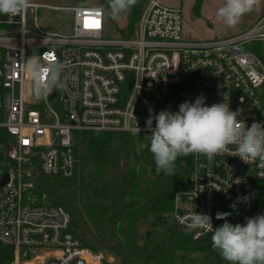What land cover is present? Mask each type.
I'll list each match as a JSON object with an SVG mask.
<instances>
[{"label": "built area", "instance_id": "obj_1", "mask_svg": "<svg viewBox=\"0 0 264 264\" xmlns=\"http://www.w3.org/2000/svg\"><path fill=\"white\" fill-rule=\"evenodd\" d=\"M101 8L63 7L74 18L68 35L28 28V9L11 22L0 14V244L14 250L5 264H104L102 252L69 230L70 213L36 191L38 172L74 173L77 132L130 133L150 145V110L175 112L198 96L209 106L229 102L231 110L243 109L239 119L249 127L264 123V61L254 52V43L264 41V16L229 36L191 38L181 8L148 0L134 33L123 37L106 34ZM30 57L64 65L63 86L52 97L35 95L25 70ZM181 157L188 166L171 217L195 239L211 232L191 229V214L210 215L215 228L222 200L235 204L234 224L264 214L245 210L257 199L254 179L264 180V161L246 164L228 153L211 162L198 154Z\"/></svg>", "mask_w": 264, "mask_h": 264}, {"label": "trees", "instance_id": "obj_2", "mask_svg": "<svg viewBox=\"0 0 264 264\" xmlns=\"http://www.w3.org/2000/svg\"><path fill=\"white\" fill-rule=\"evenodd\" d=\"M147 1L137 0L126 26H115L118 35L134 33ZM100 2L99 6L108 7V0ZM202 2L196 0V10ZM254 52L264 61V41L254 43ZM74 150V173L64 177L38 172L36 191L70 213L69 230L85 246L102 252L104 264H175L181 250L199 252L200 264H214L213 254L218 251L212 248V232L195 239L171 217L188 161L179 157L173 175L158 173L141 137L114 131L77 132ZM254 190L257 199L245 210L264 212V180L254 179ZM217 212L231 213L227 220L234 224L235 213L223 200ZM224 222L216 219V227ZM13 256L11 246L0 244V264Z\"/></svg>", "mask_w": 264, "mask_h": 264}, {"label": "clouds", "instance_id": "obj_3", "mask_svg": "<svg viewBox=\"0 0 264 264\" xmlns=\"http://www.w3.org/2000/svg\"><path fill=\"white\" fill-rule=\"evenodd\" d=\"M136 3L137 0H108L111 17L119 19ZM259 3L260 0H224L216 14L228 27L234 28ZM31 6V0H0V14L8 16L11 22L12 17L22 15ZM99 11L103 14L104 10ZM63 68L62 63L44 64L36 57L25 62L37 97L47 98L54 89L63 86ZM205 100L204 96H198L194 102L185 101L175 112L161 110L154 114L150 110L146 125L151 135L147 138L158 173L173 175L176 160L191 154L203 155L209 162L225 153L238 156L246 164L257 159L264 161V123L253 122L249 127L245 120L239 119L243 109L233 111L229 102L209 106ZM229 146H234V150ZM243 199L247 201L248 197ZM230 207L235 208V204ZM230 215L217 212L216 219L225 222L214 228L210 215L194 212L189 227L212 232L213 250L229 264H264V214L248 217L243 224L228 222Z\"/></svg>", "mask_w": 264, "mask_h": 264}, {"label": "rangeland", "instance_id": "obj_4", "mask_svg": "<svg viewBox=\"0 0 264 264\" xmlns=\"http://www.w3.org/2000/svg\"><path fill=\"white\" fill-rule=\"evenodd\" d=\"M162 2L171 7L175 6L174 4H177L176 6L179 4V0H166ZM195 2L196 0H183L181 5L184 8V19L189 21L188 26L190 28H193L207 38L215 35L218 37L229 36L238 31H243L264 16V0H260V3L253 11L244 15L239 24L234 28H231L228 27L216 14L217 9L223 5L224 0H203L197 14L194 13L197 17L193 15L192 18H194V20L190 23V15L192 14ZM31 3H38L41 4V6H38L36 9L28 8V28H36L37 24L43 30L66 35L73 32L74 18L72 13L68 10L62 9L63 7L102 5L100 0H84V2L83 0H31ZM45 5H50L52 7L58 6L60 8L55 9ZM103 9L107 20L106 34L108 36H118L119 33L115 26H126L128 22V12L122 14L119 19H113L109 7L104 6ZM35 16L37 18L36 23L33 19ZM250 49V43H245L244 50L249 51ZM108 260L113 261V257H109ZM201 261L202 255L199 252L192 250L178 251L175 256V264H200ZM213 262L214 264H229V262L222 259L219 252L213 254Z\"/></svg>", "mask_w": 264, "mask_h": 264}, {"label": "crops", "instance_id": "obj_5", "mask_svg": "<svg viewBox=\"0 0 264 264\" xmlns=\"http://www.w3.org/2000/svg\"><path fill=\"white\" fill-rule=\"evenodd\" d=\"M162 1H166V0H162ZM182 2H183V0H179V4H178V6H176L177 4H174L175 6H172V7H178V8H181L182 9V11L184 12V8L182 7ZM164 3V2H163ZM179 5H181V6H179ZM199 10H195V3H194V5H193V10H192V14L190 15V18H191V21H190V23L194 20V18H192L193 17V15H195V14H197V12H198ZM195 13V14H194ZM196 16V15H195ZM197 17V16H196ZM188 23H189V21L187 20V19H184V34H185V36H187V37H204V38H207V37H205L204 35H201L198 31H196V30H194L193 28H190L189 26H188ZM216 36V35H215ZM215 36H210V37H215Z\"/></svg>", "mask_w": 264, "mask_h": 264}, {"label": "snow or ice", "instance_id": "obj_6", "mask_svg": "<svg viewBox=\"0 0 264 264\" xmlns=\"http://www.w3.org/2000/svg\"><path fill=\"white\" fill-rule=\"evenodd\" d=\"M95 26H96V27H99V26H100V25H99V22H97Z\"/></svg>", "mask_w": 264, "mask_h": 264}, {"label": "water", "instance_id": "obj_7", "mask_svg": "<svg viewBox=\"0 0 264 264\" xmlns=\"http://www.w3.org/2000/svg\"><path fill=\"white\" fill-rule=\"evenodd\" d=\"M54 95V92L50 95V97H52Z\"/></svg>", "mask_w": 264, "mask_h": 264}]
</instances>
